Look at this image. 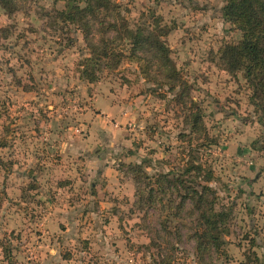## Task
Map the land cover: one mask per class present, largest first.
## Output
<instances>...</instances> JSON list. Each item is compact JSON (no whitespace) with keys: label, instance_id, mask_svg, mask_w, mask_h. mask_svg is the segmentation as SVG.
<instances>
[{"label":"rangeland","instance_id":"rangeland-1","mask_svg":"<svg viewBox=\"0 0 264 264\" xmlns=\"http://www.w3.org/2000/svg\"><path fill=\"white\" fill-rule=\"evenodd\" d=\"M111 1L133 28L161 18L189 88L155 87L131 59L94 68L64 1L0 9V264H264L263 129L221 62L242 39L227 0ZM177 177L228 212L219 250L198 251Z\"/></svg>","mask_w":264,"mask_h":264},{"label":"trees","instance_id":"trees-1","mask_svg":"<svg viewBox=\"0 0 264 264\" xmlns=\"http://www.w3.org/2000/svg\"><path fill=\"white\" fill-rule=\"evenodd\" d=\"M31 0H0V9L12 15L21 10ZM58 2L60 0H54ZM66 2V10L58 14V19L77 27L84 36L91 51L90 65L94 68H118L123 59H131L142 65V75L155 87L167 88L170 93L182 89L181 97L188 90L172 58L166 43L169 32L162 26L160 17L154 15L155 29L146 26L133 28L125 16L123 8L111 0H61ZM223 18L233 28L240 31L242 39L237 44L226 45L221 53L222 65L230 73L240 71L252 90L250 102L255 108L257 122L263 129L262 137L254 142L261 146L257 150L264 153V0H227L223 8ZM93 75L90 79L95 82ZM196 124L200 116H195ZM202 173V166L195 170ZM148 177L145 175L144 179ZM211 177L207 178L210 182ZM170 183V182H169ZM183 188L181 208L190 206V215L196 217L197 227L193 236L198 251L206 253L221 247V233L226 227L228 212L217 211L214 192L209 186L198 184L200 189L187 186L177 177L171 187ZM161 188L164 183L159 181ZM155 190L150 188L148 202H153Z\"/></svg>","mask_w":264,"mask_h":264}]
</instances>
